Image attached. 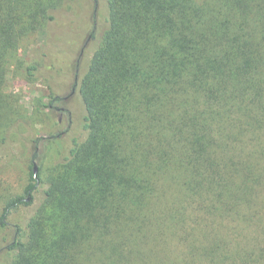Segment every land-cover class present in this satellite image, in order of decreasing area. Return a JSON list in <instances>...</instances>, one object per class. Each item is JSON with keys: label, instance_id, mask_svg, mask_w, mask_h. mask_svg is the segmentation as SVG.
Returning <instances> with one entry per match:
<instances>
[{"label": "trees", "instance_id": "1", "mask_svg": "<svg viewBox=\"0 0 264 264\" xmlns=\"http://www.w3.org/2000/svg\"><path fill=\"white\" fill-rule=\"evenodd\" d=\"M82 1L94 4L92 26L60 40L55 24ZM82 1L0 0V152L14 130H34L4 91L26 38L49 35L43 62L27 68L50 82L36 109L67 115V132L66 99L85 110L46 182L40 166L28 198L4 208L7 229L47 186L27 237L19 226L4 236L0 258L264 264V0ZM31 134L35 160L49 139Z\"/></svg>", "mask_w": 264, "mask_h": 264}, {"label": "rangeland", "instance_id": "2", "mask_svg": "<svg viewBox=\"0 0 264 264\" xmlns=\"http://www.w3.org/2000/svg\"><path fill=\"white\" fill-rule=\"evenodd\" d=\"M101 1L106 6L105 0ZM94 8L93 3L88 7L83 3L79 7L80 12L60 19L54 26L58 38L62 40L63 38L61 37L65 33L68 34L70 27L74 29L80 27L81 29L82 27L86 28L88 25L87 28H90L92 26L91 18ZM99 25L105 28L106 23L104 20H100ZM48 37L49 35L42 31L23 40L17 56L8 65L9 75L4 91L14 96L18 102V107L27 116V121L31 122L34 130L33 132L26 130L23 125L19 130H14L8 149L0 152V248L5 246L4 236L7 240H11L17 226L22 229L21 235L23 237H21L22 240H25L28 222L42 200L43 193L47 187L45 184L40 185L37 192L33 194L34 201L32 204L22 206L9 216L8 223L10 228L4 229L1 226V218L7 203L19 196L28 198L26 189L33 183L34 161L38 167H42L41 178L45 183L51 169L67 155L72 138L82 132L85 110L81 99H79L80 97H71L66 102V107L71 114L73 127L68 132L67 128L70 125V118L67 115H48L36 109L40 99L50 94V82L40 78L28 79L27 68L43 62V54L48 45ZM57 42L60 41L58 40ZM57 45L59 47L60 43ZM93 54L94 52L91 56ZM31 133H40L41 136L49 139L47 144H43L39 148L37 152L39 158L35 160V148L32 143L33 135ZM2 253H5V251L0 252V255ZM16 257V253H11L8 259L12 261L14 259L13 262H15ZM0 264H5L4 258H0Z\"/></svg>", "mask_w": 264, "mask_h": 264}, {"label": "water", "instance_id": "3", "mask_svg": "<svg viewBox=\"0 0 264 264\" xmlns=\"http://www.w3.org/2000/svg\"><path fill=\"white\" fill-rule=\"evenodd\" d=\"M33 173H34L35 177L37 178V176L39 174V167L36 163H34Z\"/></svg>", "mask_w": 264, "mask_h": 264}, {"label": "flooded vegetation", "instance_id": "4", "mask_svg": "<svg viewBox=\"0 0 264 264\" xmlns=\"http://www.w3.org/2000/svg\"><path fill=\"white\" fill-rule=\"evenodd\" d=\"M72 96H73V95H72ZM69 98H71V96H70ZM69 98H67L66 100H68Z\"/></svg>", "mask_w": 264, "mask_h": 264}]
</instances>
